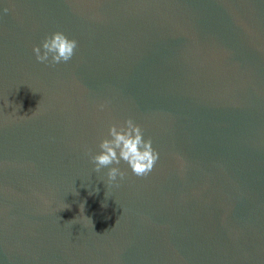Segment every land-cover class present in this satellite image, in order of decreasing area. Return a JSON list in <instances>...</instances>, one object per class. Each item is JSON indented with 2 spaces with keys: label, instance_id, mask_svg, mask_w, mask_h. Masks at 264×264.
<instances>
[{
  "label": "water",
  "instance_id": "1",
  "mask_svg": "<svg viewBox=\"0 0 264 264\" xmlns=\"http://www.w3.org/2000/svg\"><path fill=\"white\" fill-rule=\"evenodd\" d=\"M128 119L159 159L109 185ZM0 264H264V0H0Z\"/></svg>",
  "mask_w": 264,
  "mask_h": 264
},
{
  "label": "clouds",
  "instance_id": "2",
  "mask_svg": "<svg viewBox=\"0 0 264 264\" xmlns=\"http://www.w3.org/2000/svg\"><path fill=\"white\" fill-rule=\"evenodd\" d=\"M8 11L9 9H4L5 14ZM42 47L44 49L43 54H41L39 46L33 49L37 61L40 63L48 62L51 56L50 63L56 65L61 62L67 63L72 59L78 42L74 39H68L62 32H56L45 38ZM109 136L111 139L105 138L100 143L101 152L91 156L92 163L95 165V172L99 173L102 169L109 168L107 173L109 185L114 183L117 177L121 180L125 178L126 173L121 171L119 167H111L112 165H120L121 161L127 163L133 173L139 177L147 176L153 170L159 159V154L154 150L151 138L145 140L143 129L132 119H128L120 126L113 124L109 128ZM89 154L91 155L90 152ZM69 208L70 205H67L62 210Z\"/></svg>",
  "mask_w": 264,
  "mask_h": 264
}]
</instances>
